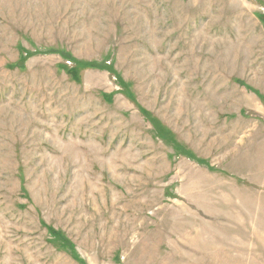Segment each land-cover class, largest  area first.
<instances>
[{"label": "rangeland", "instance_id": "obj_1", "mask_svg": "<svg viewBox=\"0 0 264 264\" xmlns=\"http://www.w3.org/2000/svg\"><path fill=\"white\" fill-rule=\"evenodd\" d=\"M0 264H264V0H0Z\"/></svg>", "mask_w": 264, "mask_h": 264}]
</instances>
